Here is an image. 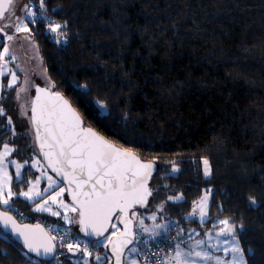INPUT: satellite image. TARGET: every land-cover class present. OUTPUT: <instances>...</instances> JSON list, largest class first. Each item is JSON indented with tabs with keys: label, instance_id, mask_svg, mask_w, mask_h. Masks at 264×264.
I'll return each mask as SVG.
<instances>
[{
	"label": "trees",
	"instance_id": "16d2710c",
	"mask_svg": "<svg viewBox=\"0 0 264 264\" xmlns=\"http://www.w3.org/2000/svg\"><path fill=\"white\" fill-rule=\"evenodd\" d=\"M28 2L36 15L24 23L50 91L86 127L156 164L149 203L136 211L162 206L167 218L205 231L227 220L246 264H264V0H44L43 9L40 0ZM51 21L63 25L58 33ZM4 61L14 66L11 57ZM19 86L1 79L0 146H14L23 158L39 152L21 117ZM23 181L13 182L16 193L27 187ZM205 191L208 220L186 221ZM11 203L58 225L19 197ZM34 262L43 263L0 230V264Z\"/></svg>",
	"mask_w": 264,
	"mask_h": 264
},
{
	"label": "snow or ice",
	"instance_id": "6c2138e0",
	"mask_svg": "<svg viewBox=\"0 0 264 264\" xmlns=\"http://www.w3.org/2000/svg\"><path fill=\"white\" fill-rule=\"evenodd\" d=\"M15 0H0V33L7 35L8 40L13 39V35L7 34L8 30L15 28L17 33L24 31L28 32L29 28L26 23H23V16L18 17L15 23H3L5 20H10L12 13L10 9L13 8ZM40 8H44V0H40ZM24 16L35 17L36 13L26 4L24 6ZM34 22V21H33ZM63 25L57 24L54 21L50 22V30L53 33H58ZM9 53V47L4 46L3 51L0 52V61ZM7 71L6 64H0V75ZM11 80L8 82V87H12L17 80L16 73L13 72ZM38 95L33 101L32 106V121L37 124L36 140L40 142V148L45 159L48 160V167L61 176L63 181L69 185L75 183L76 189L71 187L68 189L60 188L59 191L54 190L57 181L51 176H48V187L43 191L39 190L40 181L45 172H41L37 176L35 182L31 180L23 181L30 185L27 191L13 192L11 189L12 177L7 173L8 161L6 158L14 151L10 148L8 143H4L3 150L0 151V204L10 206V201L14 196L24 197L28 201H36L37 198L42 200V203H36L33 209L36 212H49L52 216H60V208L65 210L63 219L66 223L75 222L69 219L67 212L78 213L80 231L86 236L96 235L98 237L104 236L108 231L109 223L113 219V215L119 211L121 215L120 220L125 225V232L121 236L128 234L129 225L131 221L127 219L128 210L134 204L144 205L148 196L152 195L147 188L146 177L151 174L152 164L142 163L134 154L128 150H117L112 145L108 144L103 138L96 136L90 129H83L79 116L73 111L67 101H63L58 107L53 106L50 109H45L41 106V115L37 116V102L40 100L39 93L45 91L44 89H36ZM59 100V94L56 95ZM100 108H104V104L100 103ZM3 109H0V115H3ZM46 117V118H45ZM12 121L9 119V124ZM44 127V131L51 138L52 143L41 141L40 127ZM55 148L57 151H43L45 147ZM16 167V176L19 180L21 178V169L24 165L17 163L15 160L10 161ZM25 164L28 162L25 161ZM205 175H209L208 161H204ZM65 165L72 169L71 172L65 170ZM36 163L33 164V167ZM175 171V169H173ZM79 171V176L77 175ZM86 177V179L84 178ZM87 187L88 190H84ZM54 194L44 199V194L49 191ZM65 191L72 197V206L69 207L62 199ZM181 197H169V199H180ZM208 195L201 197L198 207L201 218L206 214ZM51 202V203H50ZM196 202H194L195 204ZM52 205H56L57 210H53ZM135 216V213H132ZM221 224L225 228L221 229L217 236H231L233 239L234 232L229 226L227 220H221ZM0 225H2L5 232L11 230V233L19 238H22L24 247L28 252L35 253L37 256L52 255L56 248L54 241L56 236H51L45 232L43 228L36 225L33 228L28 225L20 226L16 220L6 212H0ZM116 228V224L110 225ZM119 231V229H117ZM112 235H115L113 233ZM68 234L65 233L60 237L61 247L66 246L68 252L73 255L79 250V242L73 243L67 239ZM8 237L5 236V239ZM106 239L112 243V252L115 256L116 264H121V254L123 253V246L111 241V237ZM211 239V237H209ZM65 241L66 244H65ZM130 241H125L128 243ZM204 241H197V245L203 244ZM216 247V245H212ZM135 251V249H132ZM228 251V249H225ZM231 251L236 255L228 264H244L243 253L238 246H234ZM84 256H90L91 253L87 248L83 249ZM195 256L197 259L207 262L215 259L216 264H224L219 257H213L206 249L204 251H191L184 253L179 250L177 246L176 256L173 257L176 264H196L195 260H182V256ZM96 259L101 260L100 256ZM87 264V262H85Z\"/></svg>",
	"mask_w": 264,
	"mask_h": 264
},
{
	"label": "rangeland",
	"instance_id": "374dc122",
	"mask_svg": "<svg viewBox=\"0 0 264 264\" xmlns=\"http://www.w3.org/2000/svg\"><path fill=\"white\" fill-rule=\"evenodd\" d=\"M26 4L29 6L28 0H16L13 8L10 9L12 13L11 19L5 20L3 21V23H15L17 22L18 17H22V16L24 23L25 16L23 15V13H24V6ZM7 34L13 35V39L10 41L7 39V35L6 34H5L6 36L4 35L5 36L4 46L7 45L9 47V53L5 58L11 57V62H14L13 64L14 66H7L8 62H6L7 71H4L3 75H0V86H1V79L3 76H7V84H8V82L12 78L11 74L13 72L16 73L17 80L12 87H15L17 84H20L19 88L16 91V98L21 112V117L30 126L31 110H32L35 89L41 86L50 90L51 87L47 82L45 70L42 66L40 56L38 54L36 45L30 38L29 32L21 31L17 33L15 31V28L13 27L8 30ZM4 63L5 61H2V64ZM3 145L0 146V151L3 150ZM8 145L10 148L14 149V151L11 152L9 156L6 158V160L9 162L7 173L10 177H12L11 189L13 192H16L14 191L13 188L14 181L18 182L22 178H26L27 180H31L35 182L36 177L40 176L41 172H45L46 175H44L40 181V185H39L40 191H43L44 188L48 187V179H47L48 176H51L54 180L57 181V185L54 186L55 191H59L60 188L66 189L65 185L62 182H60L48 170L39 153L24 155L23 158H19L15 155L16 148L10 144ZM12 160H15L17 163L24 165V167L21 169V178L19 180L17 179L16 176L15 165L10 163V161ZM25 161H27L28 163L25 164L24 163ZM34 163H36L35 167H33ZM203 171L205 175V164L203 166ZM31 174L32 176H30ZM209 174H210V169H209ZM29 186L30 185L27 184V187L20 191H27ZM52 194L54 193L51 190L48 193H45L44 199H47V197ZM206 194L208 195V201H207V207L205 209L206 212L205 216L201 218L200 215V211L198 207L199 201L201 199L200 198L198 201H196L195 204H193L191 210L186 214L185 216L186 221H198L200 223H203L208 220L210 191H205L202 197ZM14 197H19L21 200L27 203V205H29L30 211L39 218H47L53 222H56L58 225H62V226L63 225L71 226V227L73 226L75 237L79 242L83 243L85 246L84 248H87L88 251L91 253L90 256H84L82 250L77 257H70L67 254V251H65V253H63L64 258L59 257L58 256L59 253H57L51 262L48 263L34 262L33 264H85V262H87V264H114V259L108 250V246L110 242L106 239V237H111V241H112L115 238V236H117L121 232V225L118 221V217L113 220V223L116 224V228L111 227L109 233L103 239L91 242L82 235H80V233H78V231L75 229L78 218L77 213L71 212L69 210L67 212V215L69 219H72L75 222L66 223L65 220L63 219V216L65 214V210L63 208L59 209L61 213L60 216H52L49 212H36L33 210L35 208L36 203H42V200L40 198H37L36 201H28L24 197H21L19 195ZM62 199L64 200L65 203L69 205V207L72 206L71 202L68 199L67 191H65V193L63 194ZM0 205L3 206V204ZM52 208L53 210H57L56 205H52ZM132 213H131V218L134 223L136 240L125 252L123 256L122 264H142L140 259V254H141L140 247L143 243L139 240L153 242V243H158L162 240L167 241L168 249L167 251L163 252L160 264H176V261L172 258L176 256L177 246H179V250L184 253L191 251L193 248H195V251H204L206 249L209 253H211L213 257H219L220 260L224 262V264H228V262L233 259V256L236 255L231 251V249L234 246H238L241 249L239 241L235 236H234L235 239H233L231 236H227V237L223 235L217 236V233H219L221 229L225 228V225L220 223L221 220L216 222L219 225L217 228H213L208 231H205L203 229L204 225H201L200 227L193 226L192 224L184 225L182 223H179L175 219L167 218L162 213V206L153 205L152 207L149 208L147 212L134 211L135 216H133ZM117 229H119V231H117ZM113 233H115V235H112ZM209 237H211V239H209ZM197 241H204V243L201 245H197L196 244ZM212 245H216V247H212ZM98 248H103L104 250L103 254H98L96 251H92L93 249H98ZM132 249H135V251H132ZM225 249H228V251H225ZM96 256H100L101 260L98 261L96 259ZM181 259L195 260L196 264H216L215 259L204 262L197 259L194 255L182 256ZM243 259H244V264H246L244 254H243Z\"/></svg>",
	"mask_w": 264,
	"mask_h": 264
},
{
	"label": "water",
	"instance_id": "95a60500",
	"mask_svg": "<svg viewBox=\"0 0 264 264\" xmlns=\"http://www.w3.org/2000/svg\"><path fill=\"white\" fill-rule=\"evenodd\" d=\"M15 1H16V0H15ZM0 34L5 35L4 33H0ZM37 88H38V87H37ZM37 88H36V89H37ZM39 88L44 89L45 91L39 93L40 100L37 102V116H38V119L40 118V115H41V106H43L45 109H50V108H52L53 106H57V107H58L63 101H67L68 104L70 105L71 109H72L73 111H75V113L79 116L80 121H81V127H82L83 129H90L92 132H94V133L96 134V136L101 137V136L98 135L94 130H92L91 128L86 127V126L84 125V122H83L81 116L79 115V113L74 109V107L71 105V103H70V102H69L64 96H62L61 94H59L60 99L57 100V99H56V95H57V94L52 93L49 89H46V88H44V87L39 86ZM36 89H35V91H34L33 101L36 100V97H37V95H38ZM32 106H33V104H32ZM45 118H46V117H45ZM31 125H32V129H33L34 138H35V142H36V146H37L38 152H39V154H40L42 160L44 161L46 167L48 168V170H49V171H50V172H51V173H52V174H53V175H54V176H55L60 182H62V183L65 185L66 189H68L69 187H71L73 190H75V189H76V184H75V183L69 185L68 183H66V182L63 181V179H62L61 176H57L56 173L53 172L52 169H51L50 167H48V160L45 159V157L43 156V154H42V152H41L40 142L36 140V129H37V126H38V125H37V124H34L33 121H32V110H31ZM40 135H41V141H46L47 143H52L51 138H50V137L48 136V134L44 131V127H43V126L40 127ZM101 138H103V137H101ZM103 140L106 141L108 144L112 145V146H113L115 149H117V150H121V151L126 150V149H124V148H122V147L117 146L116 144H113V143L109 142L108 140H106V139H104V138H103ZM43 151H46V152H49V151H57V149H55V148H49V147L46 146V147L44 148ZM128 151H129V150H128ZM130 152H131V151H130ZM131 153L134 154V155H135V156H136V157H137L142 163H151V164H152L153 167H152V170H151V174L145 178L146 181H147V188L149 189V184H150V182H151V179H152L153 175H154V174L156 173V171H157V166H156V164H154L153 162H146V161H143V160L140 159V157H139L138 155H136V154L133 153V152H131ZM64 167H65V170H66V171H68V172H71V171H72V169L68 168L67 165H65ZM77 175L79 176V171H77ZM84 178L86 179V177H84ZM84 190H88L87 187H85ZM67 196H68L69 201H70L71 204H72V197H71V195L68 193V191H67ZM150 198H151V195L147 197V199H146V201H145V203H144L143 206H141L140 204H134L131 208H129V210H128V215H127V219L131 221V224L129 225V230H130V231H129L128 234L125 235V236H121V233H124V232H125V225H124V223H122L121 220H120V217H121L122 214H120L118 210H117V212L113 215V219H112V220L110 221V223H109L108 231L104 233V236H100V237H98V236H96V235H88V236H86L83 232H81V231H80V225H79V223H78V221H79V215H78V213H77V216H78V218H77V230H78V232L80 233V235H82L83 237H85L87 240H89V241H91V242H93V241H97V240L103 239V238L109 233V231H110V229H111V226H110V225L113 223V220L116 219V218L118 217V221H119V223H120V225H121V232H120L117 236H115V238L112 240V242L117 243V244L123 246V253L121 254V264H122V260H123V256H124L125 252H126L127 249H128V248H129L134 242H135V239H136V234H135V229H134V223H133V220H132V218H131V213L134 212V211H136V210H143V209H145V208L147 207L148 203H149ZM5 208H6L5 205H3V206L0 205V212H6V213H8L9 215H11L9 212H7V211L5 210ZM11 216H12V215H11ZM12 217H13V216H12ZM13 218H14V217H13ZM14 219H15V218H14ZM15 220H16V219H15ZM16 222H17V224H19L20 226L28 225V226H31V228H33V229H34V227H35L36 225H39L41 228L44 229L45 232H47L46 229H45L41 224L20 223L18 220H16ZM0 230H1L5 235H8L9 237H11V238H12V239H13V240H14V241H15V242H16V243H17V244H18V245L24 250V252H25L26 254H28L29 256L33 257L34 259H36V260L39 261V262H45V263L51 262V261L54 259V257L56 256V254H57V246H56V248H55V250H54V253H53L52 255H48V256H45V255L37 256L35 253L28 252V250L24 247V244H23V240H22V238H19V237L13 235V234L11 233V230H10V229L7 230V232H5V230L3 229L2 225H0ZM47 233H48V232H47ZM49 235H50V234H49ZM125 241H130V242L125 243ZM54 243H55V242H54ZM108 250H109L110 254L112 255V257H113V259H114V264H116L115 256L113 255V252H112V243L109 244V246H108ZM67 253H68V255L71 256V257H76V256L79 254L78 251H76V254H75V255H73L72 253H70V252H68V251H67Z\"/></svg>",
	"mask_w": 264,
	"mask_h": 264
},
{
	"label": "built area",
	"instance_id": "2783aa9c",
	"mask_svg": "<svg viewBox=\"0 0 264 264\" xmlns=\"http://www.w3.org/2000/svg\"><path fill=\"white\" fill-rule=\"evenodd\" d=\"M3 46L0 47V52L3 51ZM0 64H2V61H0ZM5 210L9 212L16 220H18L20 223H29V224H41L46 231L51 236H56V240L54 241L57 246V253L59 250H68L66 246L61 247V239L60 237L64 235L65 233L68 234L67 239H70L74 244L77 243V238L75 237L73 233V229L71 226H58L54 225L53 223H50L48 221H41L37 219L31 218L26 212L21 211L17 209L12 203H10V206L6 205ZM67 241H65L66 244ZM79 242V241H78ZM167 243L166 240H163L162 242H158L157 244H150L148 242L144 241V251L141 252V261L143 264H160L162 255L164 252V245ZM84 244L79 242V251H82L84 249Z\"/></svg>",
	"mask_w": 264,
	"mask_h": 264
}]
</instances>
